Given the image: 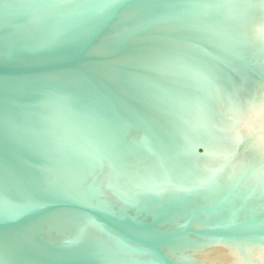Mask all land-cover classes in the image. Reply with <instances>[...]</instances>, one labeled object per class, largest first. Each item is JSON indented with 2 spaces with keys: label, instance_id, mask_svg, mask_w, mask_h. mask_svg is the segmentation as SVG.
<instances>
[{
  "label": "water",
  "instance_id": "1",
  "mask_svg": "<svg viewBox=\"0 0 264 264\" xmlns=\"http://www.w3.org/2000/svg\"><path fill=\"white\" fill-rule=\"evenodd\" d=\"M0 264H264V0H0Z\"/></svg>",
  "mask_w": 264,
  "mask_h": 264
}]
</instances>
